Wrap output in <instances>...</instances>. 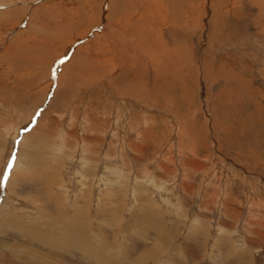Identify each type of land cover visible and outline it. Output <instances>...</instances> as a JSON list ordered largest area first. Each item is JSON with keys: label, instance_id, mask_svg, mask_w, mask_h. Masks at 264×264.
Returning <instances> with one entry per match:
<instances>
[{"label": "rangeland", "instance_id": "1", "mask_svg": "<svg viewBox=\"0 0 264 264\" xmlns=\"http://www.w3.org/2000/svg\"><path fill=\"white\" fill-rule=\"evenodd\" d=\"M121 1L0 0V264H264V0Z\"/></svg>", "mask_w": 264, "mask_h": 264}, {"label": "bare ground", "instance_id": "2", "mask_svg": "<svg viewBox=\"0 0 264 264\" xmlns=\"http://www.w3.org/2000/svg\"><path fill=\"white\" fill-rule=\"evenodd\" d=\"M175 1H177V0H175ZM179 1V0H178ZM111 6H113V8H114V12H118L121 8H122V6H123V4H122V1L121 0H113V5H111ZM180 6V5H179ZM124 8V7H123ZM112 10V9H111ZM129 21V20H128ZM153 21V20H152ZM152 21L151 20H149L148 19V23L150 22V24L152 23ZM145 23V22H144ZM221 25V24H220ZM133 26V25H132ZM145 26V25H144ZM143 26V27H144ZM148 26V25H147ZM119 28H121V27H119ZM131 28V27H130ZM129 28V29H130ZM133 28V27H132ZM146 29V27L143 29V31ZM148 29H149V27H148ZM120 29H118L116 32L117 33H121V32H123L122 31V29H121V31L120 32H118ZM124 30V29H123ZM132 30V29H131ZM134 30V29H133ZM130 31V30H129ZM128 31V32H129ZM140 31L141 30H139L138 29V34H140ZM127 32V33H128ZM130 32H132L133 33V35L134 34H136V33H134L135 32V30L134 31H130ZM129 32V33H130ZM145 32H147V29H146V31ZM116 33V34H117ZM124 33V32H123ZM144 33V32H143ZM142 33V34H143ZM216 33V32H215ZM131 34V33H130ZM123 35H125V34H123ZM137 35V34H136ZM146 35H147V33H146ZM122 36V35H121ZM121 38V37H120ZM133 43V42H132ZM128 44V43H127ZM130 44V43H129ZM134 44L135 43H133V44H131L130 46H132L133 45V47H134ZM138 44V43H137ZM140 44V43H139ZM125 46V45H124ZM132 47V49H135V48H133ZM138 48V47H137ZM128 49V48H127ZM135 50H137V49H135ZM129 52V51H128ZM127 54V53H126ZM170 61H171V63H170V66H169V64L167 63V62H165L166 64H168V66H166V68H165V70L163 71V73L161 74V75H164L165 73L167 74V75H169V76H171V77H174V76H176V75H178V73H179V70L180 69H182V70H188V69H186L184 66H186L185 64H181V63H178V62H176L175 61V59H174V57L172 56V57H170ZM183 65V66H182ZM156 70L158 71V73L160 74V67H158V66H156ZM191 74H193V72H191L189 75H191ZM138 76V75H137ZM160 78V77H159ZM232 78V77H231ZM241 78V77H240ZM191 81V80H190ZM228 81V80H227ZM243 81V80H242ZM159 82V81H158ZM185 83L186 82H188V80L187 81H184ZM239 82V81H238ZM244 82V81H243ZM161 85L163 84V83H161V82H159ZM190 83V82H189ZM178 83H171L170 84V86L172 87V89L175 91V89H177L176 88V85H177ZM181 85V88H182V90L181 91H184V84L182 85V84H180ZM187 85H188V83H187ZM180 87V86H179ZM246 88V87H245ZM167 92H168V90H167ZM249 92V91H248ZM253 93V92H252ZM163 96V95H162ZM168 96H169V94H168ZM171 96V95H170ZM161 97V96H160ZM188 98V97H187ZM166 99L167 100H169V99H171V98H169L168 99V97H166ZM161 100V99H160ZM156 101V100H155ZM170 101V100H169ZM171 101H172V99H171ZM168 102V101H167ZM234 107V106H233ZM241 113V112H240ZM231 114V113H230ZM227 118V117H226ZM247 123V122H246ZM243 126V125H242Z\"/></svg>", "mask_w": 264, "mask_h": 264}, {"label": "crops", "instance_id": "3", "mask_svg": "<svg viewBox=\"0 0 264 264\" xmlns=\"http://www.w3.org/2000/svg\"><path fill=\"white\" fill-rule=\"evenodd\" d=\"M114 32V31H113ZM84 63H87V62H84ZM76 65V64H75ZM74 64L71 66V67H74L75 66ZM75 69L76 70H80V68L78 67V68H76L75 67ZM71 88L69 87V88H67V89H63V94H64V96H66V94H68V91L70 90ZM129 95H131V94H124V96H127V97H129ZM132 96H134V95H132ZM62 98V97H61ZM63 99V98H62ZM65 101H67V99L65 100V99H63L62 101L60 100L59 102H57V104H55V106H53V110H51V114L47 117V119H48V121H49V129H50V126H51V124L53 123V122H58V118L59 119H61L62 120V118H63V112L65 111V103H67V102H65ZM45 107V106H44ZM43 107V108H44ZM39 112H40V110H37L34 114H33V116L31 117V119H30V121H29V123H27V125L25 126V127H23V128H20L19 129V131H18V136H17V138L15 139L16 141L17 140H20V138L22 137V135L24 134V133H26V132H28L35 124H36V118L38 117V115H39Z\"/></svg>", "mask_w": 264, "mask_h": 264}]
</instances>
